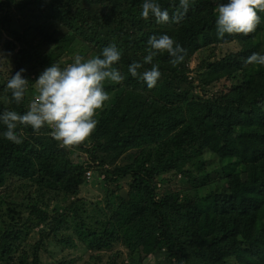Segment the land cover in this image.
I'll return each instance as SVG.
<instances>
[{
  "label": "trees",
  "instance_id": "trees-1",
  "mask_svg": "<svg viewBox=\"0 0 264 264\" xmlns=\"http://www.w3.org/2000/svg\"><path fill=\"white\" fill-rule=\"evenodd\" d=\"M142 2L0 0V112L26 111L35 79L52 63L64 67L111 43L124 76L105 81L109 99L85 141L65 146L48 126L18 125L21 143L0 135V264H70L59 246L80 250L79 264H100L117 244L131 256L157 251L162 264H264V65L244 62L264 53V11L254 32L220 39L215 9L224 0H190L178 22L179 0H158L169 12L164 23L142 18ZM154 34L178 42L184 60L173 65L158 52L152 63L161 75L148 88L127 68H151L143 58ZM230 44L238 49L203 60L197 82L190 78L195 55L212 59ZM20 69L29 82L17 105L5 85ZM95 176L105 207L91 201L90 211L81 195ZM171 184L183 186L160 190Z\"/></svg>",
  "mask_w": 264,
  "mask_h": 264
},
{
  "label": "clouds",
  "instance_id": "clouds-1",
  "mask_svg": "<svg viewBox=\"0 0 264 264\" xmlns=\"http://www.w3.org/2000/svg\"><path fill=\"white\" fill-rule=\"evenodd\" d=\"M190 7V0H179L171 19L182 20ZM258 10L264 11V0H224L216 9L215 27L217 37L225 38V34H249L255 31L261 21ZM142 18L154 16L157 23L169 21V12L162 9L158 0H143L140 10ZM147 55L143 63L151 64V68L138 71L142 63L133 61L127 71L133 77L142 79L148 88L156 85L161 73L159 66L152 63L158 52L166 51L173 65L184 60V49L168 34L152 35L148 41ZM121 50L115 43L104 46L98 55L90 58L76 56L74 61L61 67L52 63L35 79L34 92L23 113L15 110L0 112V124L6 126L2 132L5 139L21 143L17 133L18 125L30 126L33 131L43 126L50 127L54 138L65 146L85 141L95 129L97 110L109 99L104 89L105 81L118 83L124 79L115 63L121 58ZM245 63L264 65V53H253L245 58ZM16 71L6 82L10 90L11 100L19 105L28 92L29 80Z\"/></svg>",
  "mask_w": 264,
  "mask_h": 264
},
{
  "label": "rangeland",
  "instance_id": "rangeland-1",
  "mask_svg": "<svg viewBox=\"0 0 264 264\" xmlns=\"http://www.w3.org/2000/svg\"><path fill=\"white\" fill-rule=\"evenodd\" d=\"M237 49H238L237 44L221 45L219 47H216L215 55H211V57H213L212 59L204 58L205 56L202 55V52L195 55L194 59H192V61L190 63V70H192V71H190L188 75L190 76L191 79L193 78L196 81L197 80L196 77L200 74V71L203 67V60H215L214 58L219 59L222 56H224L226 53L234 52ZM91 56H94V54L89 55L88 58H90ZM64 61L65 60H63L62 62H64ZM224 85H225V83H223L220 87H217L216 89H214V91L224 89L225 88ZM106 102H104V104H106ZM77 155H78L77 153H75V155H73L76 160L78 159ZM83 157H85V156H83ZM214 166H215V162L211 166H209L208 169L212 170V168ZM212 172H213L212 178L216 179L217 178L216 173L213 170H212ZM99 179L102 180L103 178H99ZM87 185H88V186H86L87 190L85 192H83L81 195V198H84L85 200H87V204L85 205V207L91 211L93 208L90 205L91 201H94V202L103 201V202H101V207H105L104 200L106 199V196H105L104 190L102 189L101 185L99 184V180H98L97 176H95L94 179H92V181L89 182V184H87ZM182 186H183L182 184H178V185H174V186H172V184H171V187L169 185H167V189H164V186H163L162 189H160V190L164 191V192L165 191H171L173 189L179 190L182 188ZM175 187H177V188H175ZM125 190L128 191V187H126ZM55 206L56 205L51 204V208L49 210L52 212V210L55 208ZM2 208L4 209V208H6V206L4 205ZM143 248L144 247L142 245V251H143ZM127 249L128 248L122 246L121 244H117L114 248V251L110 252V254L113 255V257H112L113 262L116 261V264H162L163 263V260H162L163 255L158 256L157 251H156V256L154 254L149 255L146 253H141L140 251L133 253L134 256H131L130 251H128L129 249L128 250ZM50 250H51L52 254L55 255V251H54L55 249L50 248ZM144 250H145V248H144ZM77 251L78 250L73 249L72 247H60L59 246V248H57V253L62 252L60 254V257L66 256L67 261L70 262V264H79L78 262L80 260H78L76 262L78 257H74V256L77 254H81V251L79 250L78 253H77ZM110 254H109V252H101L100 256L103 258L100 260L98 259L100 264H108L111 260V259L109 260V257H108ZM44 256L47 258V262H51L49 260V257L46 254ZM58 256L59 255H56V257H58ZM163 259L166 260L165 257ZM47 264H51V263H47ZM80 264H82V263H80Z\"/></svg>",
  "mask_w": 264,
  "mask_h": 264
},
{
  "label": "water",
  "instance_id": "water-1",
  "mask_svg": "<svg viewBox=\"0 0 264 264\" xmlns=\"http://www.w3.org/2000/svg\"><path fill=\"white\" fill-rule=\"evenodd\" d=\"M121 196L127 199L128 198L127 191L126 190H122L121 191Z\"/></svg>",
  "mask_w": 264,
  "mask_h": 264
},
{
  "label": "built area",
  "instance_id": "built-area-1",
  "mask_svg": "<svg viewBox=\"0 0 264 264\" xmlns=\"http://www.w3.org/2000/svg\"><path fill=\"white\" fill-rule=\"evenodd\" d=\"M88 175H90V173Z\"/></svg>",
  "mask_w": 264,
  "mask_h": 264
}]
</instances>
